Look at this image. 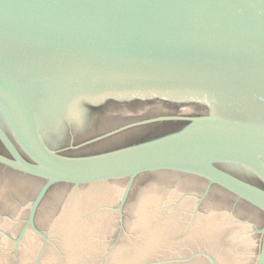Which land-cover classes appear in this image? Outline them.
Wrapping results in <instances>:
<instances>
[{
    "label": "water",
    "instance_id": "1",
    "mask_svg": "<svg viewBox=\"0 0 264 264\" xmlns=\"http://www.w3.org/2000/svg\"><path fill=\"white\" fill-rule=\"evenodd\" d=\"M148 98L205 111L140 141L61 152L134 125L100 133L97 107ZM161 118L172 116L138 123ZM0 145V164L41 180L17 248L0 237V264H202L171 260L193 252L253 264L250 225L263 216L229 203L195 209V197L177 203L202 190L181 180L140 182L126 198L142 174L178 173L264 212V0H0ZM51 187L58 197L39 222L50 237L41 244L25 230L42 233L33 220ZM260 231L254 264H264Z\"/></svg>",
    "mask_w": 264,
    "mask_h": 264
},
{
    "label": "flooded vegetation",
    "instance_id": "2",
    "mask_svg": "<svg viewBox=\"0 0 264 264\" xmlns=\"http://www.w3.org/2000/svg\"><path fill=\"white\" fill-rule=\"evenodd\" d=\"M110 103L111 104H106L96 108V116L99 123L101 124L99 129L100 133L116 129L126 124L134 123V125H131L111 136H108L99 141L92 142L88 146L85 147L83 146L81 148H72L70 147L71 142L69 141L65 142V144L63 145V147L65 148L61 151L62 153L69 155L87 154V153L98 152V151L118 147L124 144L140 141L148 137L161 135L181 128L185 123L188 122V120H186L183 117L201 115L205 111L204 106L199 102L173 101V100H165L161 98L136 99L125 102L113 101ZM166 116H172V118H161L157 120H151L148 122L138 123L143 120L152 119L155 117H166ZM0 153L7 154V152L5 151V149H3L1 145H0ZM189 177L190 176L182 175L178 173L157 174L154 172H149L146 174H142L135 179L131 191L129 192L126 198V201L128 200V197L130 196L134 186L137 183L145 182L148 180H156L161 182L167 180H176V181L181 180L182 183H185L186 181V183L188 182L190 184L200 185L202 186V190L200 193H195V194L185 192L184 195H181L177 198V203L179 202L178 199L180 197H183V199L185 200L188 199L187 197H195L197 200L194 206L195 209H199L201 207H204L205 205L206 207H208V204L210 202H217L221 205H224L225 203H229L231 204V208L233 210L246 208L264 217V212L252 208L251 206L240 200H236L233 196L229 195L227 192L223 191L222 189L209 188V190L205 192L206 185L203 181L195 180ZM254 183L262 186V184H260L257 181H255ZM40 185H41V180L33 178L26 174H22L18 171H14L0 164V237H3L5 239H10L13 242V247H12L13 250L17 248V244L20 242V240H18L19 235L26 226L30 211V203L35 197L36 191ZM57 197H58V188L57 187L49 188L45 192L35 212L34 220H33L34 225L43 234L37 233L32 229V226L29 225L28 228L25 230V235L28 233V231L31 230L35 233L37 241L39 240L41 244L44 241L45 243H47L50 240L49 235H47L45 231H43L40 228L39 222H44L45 220L48 219L49 215L52 213L51 207L54 206ZM25 200H27V205L25 207L27 209V212L25 216L21 217L20 213L18 212V208L20 207V204ZM125 203L123 205L122 215L120 216L117 214L118 226L116 230L115 229H112V231L110 230L112 247H114L115 243H119L118 241L119 239H121V235L123 234L124 231L125 207H127ZM176 205L174 208L175 211L181 213V211L178 209ZM187 208H189L188 205H186L185 211L187 210ZM126 212L128 214V217L131 218L132 214H130L128 211ZM263 225H264V221L260 227L255 222H251L250 225L251 227L250 235L255 236L257 234L259 236V248L257 254L260 249L261 236H262L260 229L263 227ZM11 229L12 231L14 229L17 230L11 233L12 232ZM124 242L126 244L127 240L124 239L120 243H124ZM248 248L251 247L249 246ZM196 255L199 259L202 260V264H213L214 262L212 259L215 257L212 256L211 253H206V252H198V253L193 252L188 255H184V256L181 255L182 257L180 259L177 258L180 256H175L171 258V260L173 259L179 261L182 260L186 262V260H188L190 257H194ZM202 255L204 257H202ZM240 260H243V264L247 263V261H245L246 259L244 258Z\"/></svg>",
    "mask_w": 264,
    "mask_h": 264
}]
</instances>
